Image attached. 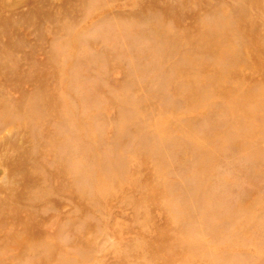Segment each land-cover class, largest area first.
Instances as JSON below:
<instances>
[{
    "label": "rangeland",
    "instance_id": "374dc122",
    "mask_svg": "<svg viewBox=\"0 0 264 264\" xmlns=\"http://www.w3.org/2000/svg\"><path fill=\"white\" fill-rule=\"evenodd\" d=\"M0 264H264V0H0Z\"/></svg>",
    "mask_w": 264,
    "mask_h": 264
}]
</instances>
